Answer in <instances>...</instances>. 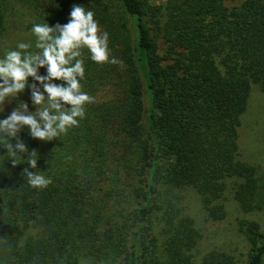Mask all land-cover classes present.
<instances>
[{"label": "trees", "instance_id": "1", "mask_svg": "<svg viewBox=\"0 0 264 264\" xmlns=\"http://www.w3.org/2000/svg\"><path fill=\"white\" fill-rule=\"evenodd\" d=\"M73 5L94 12L118 62L96 63L83 49L81 84L94 97L85 117L51 142L18 133L47 187L27 183V164L0 157V264H264L255 220L240 222L243 263L199 252L204 229L185 194L207 222L226 217L230 198L243 213L264 212V170L240 150L251 87L264 91V0H167L163 21L148 0H0V38L18 6L34 44L32 25L67 23ZM26 85L43 92L32 78Z\"/></svg>", "mask_w": 264, "mask_h": 264}, {"label": "clouds", "instance_id": "2", "mask_svg": "<svg viewBox=\"0 0 264 264\" xmlns=\"http://www.w3.org/2000/svg\"><path fill=\"white\" fill-rule=\"evenodd\" d=\"M94 15L82 5H73L67 23L50 25L46 19L34 23L31 33L35 43L18 42L15 49H6L0 57V114L6 102L18 100L29 78L43 85V92L31 86L34 111L29 112V105L20 102L0 119V149L4 150L0 157L13 166L27 164L24 178L32 187H47L51 179L36 170L39 156L34 149L28 150L18 133L26 128L31 138L51 142L85 117L86 105L94 102V97L83 91L81 84L85 76L83 49L96 63L118 62L110 58L108 33L102 31ZM40 68H46L47 75H39Z\"/></svg>", "mask_w": 264, "mask_h": 264}, {"label": "rangeland", "instance_id": "3", "mask_svg": "<svg viewBox=\"0 0 264 264\" xmlns=\"http://www.w3.org/2000/svg\"><path fill=\"white\" fill-rule=\"evenodd\" d=\"M228 6H237L243 0H223ZM152 5L160 7V20L163 21L165 15V5L167 0H148ZM15 15L10 18L5 33L0 38V57L6 49H15L18 42H31L32 36L26 26L31 16L21 7H17ZM153 27L154 25L151 24ZM161 44L160 51L163 52ZM20 102L29 105V112L34 111L31 103V85H26L25 90L19 94V98L11 104L5 103V112L10 114L12 108L18 106ZM151 101L148 93L144 97L143 125L147 129V114L150 112ZM243 123V145L241 146L242 157L250 163L260 166L264 170V91L253 84L250 91V98L247 108L242 117ZM187 211L192 214L197 222L204 229V238L199 247V252L209 249L225 250L232 253L240 263H243L248 256L249 245L243 231L240 230V222L243 220H255L264 227V212L246 214L237 208V204L230 198L225 200L227 215L218 223L207 222L204 213L201 211L200 203L195 193L186 190ZM202 255V254H200ZM200 258V257H199ZM198 258V259H199ZM81 264H101L92 259H82Z\"/></svg>", "mask_w": 264, "mask_h": 264}]
</instances>
